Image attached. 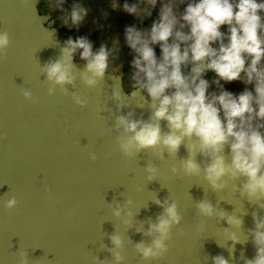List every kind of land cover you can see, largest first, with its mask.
<instances>
[{"label": "water", "instance_id": "95a60500", "mask_svg": "<svg viewBox=\"0 0 264 264\" xmlns=\"http://www.w3.org/2000/svg\"><path fill=\"white\" fill-rule=\"evenodd\" d=\"M39 1L0 0V31L12 38L6 58L0 59V264H19L18 250L27 252L29 264H115L108 251L115 231L124 239L122 264H213L211 257L218 254L232 259L228 248L233 235L240 242L232 264H243L241 254L253 258L251 213L264 215V210L241 198L240 181L214 191L203 174L183 175L178 162L188 155L184 145L176 158L166 151L162 157L151 150L133 158L121 154L115 117L132 112L134 119H149L150 97L133 96L122 76L111 72L94 88L86 87L78 75L85 62L76 59L77 78L66 85L67 94L59 88L48 94L50 84L40 69L59 57L63 41L48 24L50 15L39 11ZM117 85L125 97L120 108L113 99ZM21 88L30 89L33 99H25ZM72 93L87 97V105L75 104ZM161 127L167 131L165 121ZM206 159L196 157L202 166ZM149 162L158 170L152 180L145 171ZM12 195L18 204L6 210L3 201ZM128 199L132 204L115 217L112 209L117 203L123 208ZM157 199L175 200L182 218L167 241L168 252L141 260L134 245L151 241L144 230L163 212ZM203 199L242 218V228L232 227L226 218L199 215L195 205ZM128 210L133 216L126 225Z\"/></svg>", "mask_w": 264, "mask_h": 264}, {"label": "clouds", "instance_id": "9594fccd", "mask_svg": "<svg viewBox=\"0 0 264 264\" xmlns=\"http://www.w3.org/2000/svg\"><path fill=\"white\" fill-rule=\"evenodd\" d=\"M64 2L51 0L49 7L63 10ZM158 5V17L149 28L133 25L126 27L124 33V43L134 53L128 77L130 92L133 96L143 93L150 97L151 115L147 120L134 119L132 112L115 117V141L121 154L133 158L151 150L162 157L166 151L176 158L184 145L188 155L178 162L183 175L203 174L214 191L223 190L229 181H240L241 198L264 210V0H112L110 8L131 14L142 24ZM87 15L82 4L73 3L62 23L79 27ZM223 26L226 30H222ZM11 43L9 32L0 31V59L6 58ZM156 45L161 49L159 57ZM119 53L118 39L112 41L111 47L101 44L94 51L87 37L67 38L59 57L40 69L50 84L48 94H54L57 88L67 94L66 85L74 84L77 78L73 59L78 57L85 62L79 78L86 87L94 88L113 68L112 62L119 58ZM209 72L214 74L211 79L206 78ZM222 81H240L244 88L233 93L225 89ZM21 93L25 99H33L30 89L21 88ZM71 98L81 107L88 103L87 97L77 93H72ZM113 99L118 108L124 106L125 97L119 85L113 89ZM161 121L166 122L167 131L162 129ZM197 155L207 158L203 166L197 162ZM89 157L97 159L94 152ZM177 170L175 166L172 169ZM145 171L152 180L158 170L149 162ZM155 203L163 212L154 222L150 220L144 230L151 241L134 245L141 260L160 259L168 252L167 241L182 218L175 200L157 199ZM17 204L15 195L3 201L6 210ZM131 204L130 199L123 208L117 203L112 214L122 217V211ZM195 206L203 217L218 216L226 218L232 227L243 226L242 218L217 209L207 199ZM251 215L254 227L248 230V239L250 236L256 251L253 258L241 254L240 259L243 264H264V215L259 211ZM132 216L128 210L123 223L130 224ZM230 240L233 244L228 252L232 259L218 254L211 257L213 264H232L235 244L240 241L235 235ZM110 241L113 246L108 251L112 260L122 264L123 237L115 231ZM18 252L19 264H29L27 252ZM95 259L99 261L98 257Z\"/></svg>", "mask_w": 264, "mask_h": 264}, {"label": "rangeland", "instance_id": "374dc122", "mask_svg": "<svg viewBox=\"0 0 264 264\" xmlns=\"http://www.w3.org/2000/svg\"><path fill=\"white\" fill-rule=\"evenodd\" d=\"M51 0H40L38 8L41 13H48L50 18L48 24L55 26L59 35L64 42L67 38L71 37L74 40L84 36L92 43L93 50H97L101 44L112 46V41L118 39L120 41L119 58L113 61V68L109 72L119 74L123 78V84L127 91L130 90V83L128 77L132 72L131 61L134 53L130 47L124 43V33L128 26H137L149 28L152 22L158 17L159 5L153 10L152 16L145 18L141 24L134 16L123 11L113 10L110 8L112 0H65L63 10L49 7ZM123 3L124 0H119ZM132 2V0H129ZM73 3L82 4L87 10L88 15L79 27L66 26L62 23V17L67 15ZM183 5L181 9H183ZM226 30V26L222 27ZM156 55L159 57L161 49L159 45L154 46ZM76 60H80L78 57ZM213 73L209 72L206 78L211 79ZM226 90L233 93H239L243 90L244 84L240 81H233L231 83H224ZM215 86L213 85V90Z\"/></svg>", "mask_w": 264, "mask_h": 264}]
</instances>
